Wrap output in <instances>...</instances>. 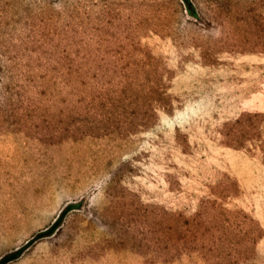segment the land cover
Instances as JSON below:
<instances>
[{"label":"rangeland","instance_id":"obj_1","mask_svg":"<svg viewBox=\"0 0 264 264\" xmlns=\"http://www.w3.org/2000/svg\"><path fill=\"white\" fill-rule=\"evenodd\" d=\"M188 2L0 0V264H264V0Z\"/></svg>","mask_w":264,"mask_h":264},{"label":"trees","instance_id":"obj_2","mask_svg":"<svg viewBox=\"0 0 264 264\" xmlns=\"http://www.w3.org/2000/svg\"><path fill=\"white\" fill-rule=\"evenodd\" d=\"M183 2L185 3L186 9L189 12V14H193V8L191 7V4L188 2V0H183ZM65 210H66V208L62 210L61 214H63ZM58 220H56V222H54L52 225H50L45 230L39 232L38 233V236L46 235V234L51 233L53 231L56 223L58 222ZM19 252H20V248L14 250L13 252H10V253L6 254L5 256H3L0 259V263L6 262V261H8V260H10V259H12L14 257H16L19 254Z\"/></svg>","mask_w":264,"mask_h":264}]
</instances>
